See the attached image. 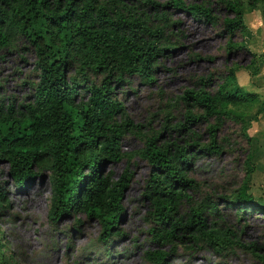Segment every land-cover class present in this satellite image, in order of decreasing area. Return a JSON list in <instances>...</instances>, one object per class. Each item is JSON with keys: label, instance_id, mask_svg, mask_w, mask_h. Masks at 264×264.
Masks as SVG:
<instances>
[{"label": "trees", "instance_id": "16d2710c", "mask_svg": "<svg viewBox=\"0 0 264 264\" xmlns=\"http://www.w3.org/2000/svg\"><path fill=\"white\" fill-rule=\"evenodd\" d=\"M252 9L264 14V0H0V50L28 43L37 71L24 100L0 94V162L6 163L9 179L25 186L47 173L49 218L84 213L97 220L104 242L121 233L115 223L130 175L124 168L113 178L104 164L138 155L151 166L144 195L150 204L147 215L155 223L148 230L157 244L143 251L145 260L160 264L182 242L220 256L246 248L264 264V246L242 242L240 230L225 218L226 210L264 213V200L249 192L250 120L234 109L258 102L254 118L264 100L236 82V65L225 66L216 78L212 73L198 76L195 86L175 96L182 119L166 126L169 134L162 141L157 132L139 131L114 90L133 75L153 80L158 58L174 48L173 10L220 25L226 50L248 53L243 67L252 77L261 56L233 39L236 32L245 36L243 13ZM224 119L238 126L234 138L219 134ZM201 123L205 138L198 130ZM126 132L141 135L142 146L122 150ZM226 148L243 153L242 177L231 179L230 189L193 198L199 185L187 173L194 160ZM5 190L0 185V210L7 206ZM180 206H185L183 213H178ZM166 243L168 249L160 248ZM0 264L10 263L0 258Z\"/></svg>", "mask_w": 264, "mask_h": 264}, {"label": "rangeland", "instance_id": "374dc122", "mask_svg": "<svg viewBox=\"0 0 264 264\" xmlns=\"http://www.w3.org/2000/svg\"><path fill=\"white\" fill-rule=\"evenodd\" d=\"M155 1L161 3L165 0ZM248 11L243 13V21ZM169 16L174 21L170 27L174 48L158 58L153 80L148 82L133 75L114 89L132 123L137 124L142 133L157 132V141L168 136L166 126L182 119V106L175 96L184 87L195 86L198 76L212 73L216 78L225 66L234 63L236 82L247 90L252 89L246 76L242 78L248 72L243 65L249 55L244 50H226V35L221 32L220 25L205 23L178 10L170 11ZM233 39L245 43L244 34L239 32L235 33ZM36 77L34 52L28 43L18 41L14 48L0 50V94L5 98L15 102L27 98L31 92L30 84ZM258 106L257 102L234 109L244 111L243 116L251 121ZM203 126L201 123L198 130L205 138ZM237 129L235 123L224 119L219 134L234 138ZM142 139L137 133L126 132L121 138L120 147L130 152L142 146ZM242 159L241 151L229 148L217 156L196 158L192 172L187 173L199 185L191 194L193 198L204 192L218 194L230 189V180L238 182L243 175ZM262 163H253L249 192L264 200ZM124 168L130 175L122 191V213L115 223V228L121 233L101 242L98 238L99 224L93 217L79 212L62 215L54 221L49 218L50 186L47 173L28 185L16 186L9 179L6 163L0 162V185L5 187L8 201L7 206L0 210V258L8 260L10 264H154L143 257L145 249L157 247L148 230L155 223L147 215L150 204L144 195L151 166L145 159L133 155L128 160L123 157L103 167L111 171L113 178L118 177ZM184 211L185 206H180L178 213ZM226 212V221L240 230L242 242L264 246V213L256 211L238 215L231 210ZM160 248L168 249L169 245L161 244ZM160 264L262 263L246 248L236 247L228 255L220 256L203 246L188 247L179 242L173 254Z\"/></svg>", "mask_w": 264, "mask_h": 264}, {"label": "crops", "instance_id": "0c3cea01", "mask_svg": "<svg viewBox=\"0 0 264 264\" xmlns=\"http://www.w3.org/2000/svg\"><path fill=\"white\" fill-rule=\"evenodd\" d=\"M244 23L246 25L244 42L250 50L260 54L261 61L258 62L257 72L252 77L245 72L242 78L245 75L249 87L252 88L249 90L257 92L264 100V14L257 9L249 10L244 14ZM252 119L247 127L253 150L251 160L255 165L260 161L264 165V104Z\"/></svg>", "mask_w": 264, "mask_h": 264}]
</instances>
